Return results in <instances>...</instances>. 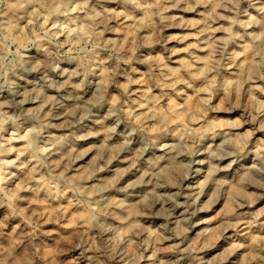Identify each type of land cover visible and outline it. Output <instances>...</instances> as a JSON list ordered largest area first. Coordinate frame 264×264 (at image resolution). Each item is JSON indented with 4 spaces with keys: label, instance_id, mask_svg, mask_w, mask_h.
Segmentation results:
<instances>
[{
    "label": "clouds",
    "instance_id": "clouds-1",
    "mask_svg": "<svg viewBox=\"0 0 264 264\" xmlns=\"http://www.w3.org/2000/svg\"><path fill=\"white\" fill-rule=\"evenodd\" d=\"M0 264H264V0H0Z\"/></svg>",
    "mask_w": 264,
    "mask_h": 264
}]
</instances>
